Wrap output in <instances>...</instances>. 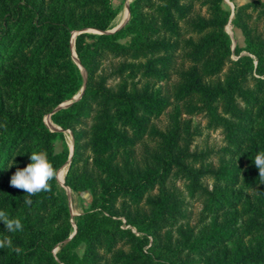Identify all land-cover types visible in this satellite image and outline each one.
<instances>
[{
  "label": "trees",
  "instance_id": "16d2710c",
  "mask_svg": "<svg viewBox=\"0 0 264 264\" xmlns=\"http://www.w3.org/2000/svg\"><path fill=\"white\" fill-rule=\"evenodd\" d=\"M222 2L132 0L106 33L112 0H0V210L24 224L0 222L24 250L0 249V264H264V0L234 7V50ZM195 117L219 147L194 143ZM64 130L71 154L53 148ZM40 150L90 193L74 229L56 178L31 206L10 186Z\"/></svg>",
  "mask_w": 264,
  "mask_h": 264
},
{
  "label": "rangeland",
  "instance_id": "374dc122",
  "mask_svg": "<svg viewBox=\"0 0 264 264\" xmlns=\"http://www.w3.org/2000/svg\"><path fill=\"white\" fill-rule=\"evenodd\" d=\"M247 1H250V0H223V2H222V6L225 9H227L228 11H230V18H229L228 23L225 26V30L230 36L232 50H234V48L236 46H243L244 45L243 36H242L240 30L238 28H236L231 22L232 17H233V10H234V7L236 5L241 4V3H245ZM131 2H132V0H112V5L117 8L118 14H117L116 18L112 21L109 29H112L113 27L116 26V22H117L118 17L122 14V12L124 10L126 12V5L130 4ZM126 14H127V12H126ZM129 17L130 16H128V18H126V20L124 22H127ZM87 31L95 32V31H91V30H87ZM76 34H77V32L73 33L72 41L74 40V37H75ZM122 41L124 42V41H126V39H124ZM241 54H245V52H242ZM232 57L236 58V55L233 54ZM80 91L78 93H76L72 97V99L75 98L80 93ZM164 120H165V118L163 116L156 123L158 125H161V123ZM44 121H45V123L47 125L49 123H51L49 121V114L45 115ZM194 121L195 122L196 121L199 122L200 126L202 128L201 136H199L194 142V143H196V145H198L199 148H204V147L217 148V147H219L221 145V136H220L218 131H210V130H206L205 128H203L204 127V120L200 119L199 117H195ZM48 127H49V125H48ZM54 127L55 126H53V128ZM49 128H51V127H49ZM63 135H64L63 140L56 139L54 141V146H53L54 151L55 152H59V151L62 150L63 146L66 145L68 150H69V152H70V154H71L72 150H73V142H72L71 133H70L69 130H64L63 131ZM67 169H68V164L62 166L60 168V170L57 172L56 184H57L58 191L60 192V194L62 196H64L65 200L68 203V206H69V209H70V214H71L72 227L74 229L75 228V222L77 221L78 217L89 206L90 200H91V196H90L89 191H87V190H85V191H77L76 192V191H72L69 187H67L65 185L64 177H65V174L67 172ZM199 208H200V205H196L194 207L193 221H195V219L197 217L196 213L199 210ZM56 250H57V248L55 249V251ZM82 251H83V245H80L77 248V252L79 254H81Z\"/></svg>",
  "mask_w": 264,
  "mask_h": 264
},
{
  "label": "clouds",
  "instance_id": "9594fccd",
  "mask_svg": "<svg viewBox=\"0 0 264 264\" xmlns=\"http://www.w3.org/2000/svg\"><path fill=\"white\" fill-rule=\"evenodd\" d=\"M0 128L6 131L7 123H0ZM29 159L31 162L23 168H17L10 178V186L26 193L24 204L27 206L32 205V196L42 192H50L52 190L51 181L57 176V169L49 161L46 151H32ZM253 162L258 169L261 183H264V151L258 152ZM0 222L3 223L7 233L15 234L24 230L21 219L10 217L4 210H0ZM0 249H11L17 255L24 251L20 246L13 244L9 235L0 237Z\"/></svg>",
  "mask_w": 264,
  "mask_h": 264
},
{
  "label": "water",
  "instance_id": "95a60500",
  "mask_svg": "<svg viewBox=\"0 0 264 264\" xmlns=\"http://www.w3.org/2000/svg\"><path fill=\"white\" fill-rule=\"evenodd\" d=\"M127 9H128V13H129V16H130V7H129V4L127 5ZM125 23H126V22H123V23H121L120 25L115 26V27H113L112 29H108V30H106V31H104V32H106V33H112V32H115V31H117L118 29H120ZM97 32L100 33V31H97ZM73 42H74V41H72L73 60H74L75 63L78 65V67L81 69L82 74L85 75L82 66L79 64V62H78V60H77V58H76V56H75ZM83 90H84V86L81 88L80 93H79L75 98H73L72 100H68L69 102H68V101H65V102L61 103V104L58 105L54 110H57V109H59V108H61V107H66V106H68L69 104H71L72 101L77 100V99L81 96V93L83 92ZM49 118H50V115H49ZM47 126H48V125H47ZM50 129H51V130H61V128H59V127H57V126H56V128H50ZM74 233H75V231H74V232L68 237V239H70V238L74 235Z\"/></svg>",
  "mask_w": 264,
  "mask_h": 264
},
{
  "label": "bare ground",
  "instance_id": "6f19581e",
  "mask_svg": "<svg viewBox=\"0 0 264 264\" xmlns=\"http://www.w3.org/2000/svg\"><path fill=\"white\" fill-rule=\"evenodd\" d=\"M126 12H127V14H126ZM126 12H125V10H124V11L122 12V14L118 17L117 22H116V26L120 25L121 23H123V22L126 20V18H128L129 13H128L127 5H126ZM49 121H50V118H49ZM50 122H51V121H50ZM48 125H49V127L53 128L52 123H49ZM54 128H56V127H54ZM59 175H60V174H59Z\"/></svg>",
  "mask_w": 264,
  "mask_h": 264
}]
</instances>
